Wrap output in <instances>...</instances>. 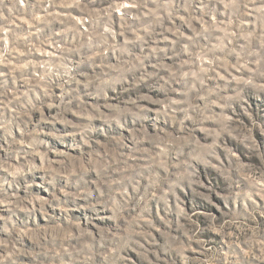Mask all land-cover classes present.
Segmentation results:
<instances>
[{
  "label": "rangeland",
  "instance_id": "obj_1",
  "mask_svg": "<svg viewBox=\"0 0 264 264\" xmlns=\"http://www.w3.org/2000/svg\"><path fill=\"white\" fill-rule=\"evenodd\" d=\"M0 264H264V0H0Z\"/></svg>",
  "mask_w": 264,
  "mask_h": 264
}]
</instances>
